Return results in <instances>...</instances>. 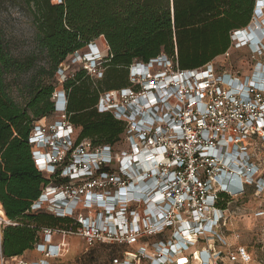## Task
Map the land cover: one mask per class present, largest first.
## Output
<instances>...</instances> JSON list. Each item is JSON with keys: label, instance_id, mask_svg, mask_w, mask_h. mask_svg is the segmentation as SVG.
Instances as JSON below:
<instances>
[{"label": "built area", "instance_id": "1", "mask_svg": "<svg viewBox=\"0 0 264 264\" xmlns=\"http://www.w3.org/2000/svg\"><path fill=\"white\" fill-rule=\"evenodd\" d=\"M257 14L254 9L253 22L230 33V47L221 56L248 49L260 60L247 75L223 71L213 61L181 70L176 56L165 55L127 67L128 87L101 94L96 105L98 113L125 124L124 150L116 148L122 141L75 145L77 131L65 120L66 94L54 91L59 119L47 132L37 122L29 144L40 174L59 173L69 183L45 186L29 212L71 218L79 226L74 231L41 229L33 251L44 259L18 264H48L71 235L84 237L88 245L123 247L122 258L111 264H189L193 259L209 264L210 255L199 251L198 243L204 247L207 240L201 239L209 235L215 240V230L226 221L227 210L216 207L220 195L240 196L248 185L258 193L264 184L249 153L250 143L264 148V18L257 20ZM106 51L95 40L72 56L99 80ZM92 210L93 217L82 215ZM14 225L0 217V243L1 227ZM55 236L60 243H54ZM152 237L161 239L149 245L146 239ZM236 257L250 260L244 249ZM20 259L5 260L0 249L1 262Z\"/></svg>", "mask_w": 264, "mask_h": 264}, {"label": "trees", "instance_id": "2", "mask_svg": "<svg viewBox=\"0 0 264 264\" xmlns=\"http://www.w3.org/2000/svg\"><path fill=\"white\" fill-rule=\"evenodd\" d=\"M20 1L32 17L36 45L45 54L49 73L47 78L38 76L26 61L13 57L0 35V217L15 224L1 227L0 249L5 260L33 251L43 228L74 231L79 226L71 218L29 212L45 186L69 183L59 173L49 178L40 174L29 144L35 124L55 112L51 100L54 91L61 89L66 94L65 120L77 131L75 145L86 140L92 147L112 146L122 141L125 124L109 113H98L96 105L101 94L128 87L129 65L165 55L176 56L181 70L201 68L226 53L230 33L251 23L257 2ZM101 39L107 47L101 78L94 80L77 66L64 72L61 80V65L90 42ZM11 74L28 76L20 103L8 89L6 78ZM232 199L221 194L216 207L226 209ZM109 247L119 249L121 258L124 248Z\"/></svg>", "mask_w": 264, "mask_h": 264}, {"label": "rangeland", "instance_id": "3", "mask_svg": "<svg viewBox=\"0 0 264 264\" xmlns=\"http://www.w3.org/2000/svg\"><path fill=\"white\" fill-rule=\"evenodd\" d=\"M263 9L264 0H257L255 10L258 11L257 20L259 21L264 18ZM251 26L253 27V25ZM0 35L3 46L8 49L13 57L20 61H26L38 76L48 77L45 54L38 50L36 45V31L32 17L27 7L20 0H0ZM99 42H102V39L97 41V43ZM74 59L73 56H70L62 64L61 80L64 78V72L72 71L77 67ZM259 60L260 58L257 57L253 59L248 49H243L230 51L229 57H218L213 60V63L223 71L232 74L239 73V76H244L251 72L255 62ZM27 77V75L11 74L6 78L11 96L19 103L24 98L22 91ZM58 119L59 113L54 112L50 117L39 121L36 125L47 132ZM249 146L252 160L259 167V175L264 180V148L254 143H250ZM125 147L124 139L116 146L119 151L124 150ZM254 191V186L248 185L242 195L233 197L226 204L225 223L215 230L218 237L215 240L211 235L207 239L203 237L202 241L207 240L204 247L202 243H198L199 251L208 252L210 255L209 264L214 263L212 262L213 259H219V261L217 260L218 264H264V184L258 193H254ZM234 193L236 192H232V194ZM94 211H82V215L91 218L95 214ZM171 235L172 232L167 233L164 238H169ZM160 239L161 237H152L146 239V242L151 245ZM61 240L60 236L54 237L55 244L60 243ZM63 241L64 248L60 255L49 260L48 264H109L111 259L118 258V253H120L119 249L115 248L118 246L112 245L115 248L113 249L98 243L88 245L87 240L80 235L65 237ZM136 247H130L129 251H134ZM119 248L122 249L123 247ZM240 249H244L250 257L248 262L236 257V253ZM218 254L220 255L218 256ZM43 259L41 253L29 251L20 260L8 261L7 263L0 260V264H18L22 262L21 260L27 263H36ZM140 264H149V262L142 261ZM189 264H199V261L193 259Z\"/></svg>", "mask_w": 264, "mask_h": 264}, {"label": "bare ground", "instance_id": "4", "mask_svg": "<svg viewBox=\"0 0 264 264\" xmlns=\"http://www.w3.org/2000/svg\"><path fill=\"white\" fill-rule=\"evenodd\" d=\"M236 188H230V192L232 193V192H236Z\"/></svg>", "mask_w": 264, "mask_h": 264}, {"label": "crops", "instance_id": "5", "mask_svg": "<svg viewBox=\"0 0 264 264\" xmlns=\"http://www.w3.org/2000/svg\"><path fill=\"white\" fill-rule=\"evenodd\" d=\"M99 44H100V46H103L104 44L103 43H101V42H99ZM23 257V256H22Z\"/></svg>", "mask_w": 264, "mask_h": 264}]
</instances>
